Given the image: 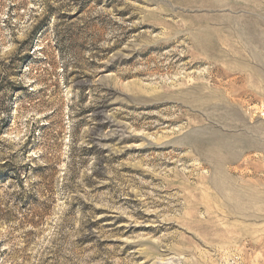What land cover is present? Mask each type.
Segmentation results:
<instances>
[{
	"label": "rangeland",
	"instance_id": "obj_1",
	"mask_svg": "<svg viewBox=\"0 0 264 264\" xmlns=\"http://www.w3.org/2000/svg\"><path fill=\"white\" fill-rule=\"evenodd\" d=\"M0 264H264V0H0Z\"/></svg>",
	"mask_w": 264,
	"mask_h": 264
},
{
	"label": "bare ground",
	"instance_id": "obj_2",
	"mask_svg": "<svg viewBox=\"0 0 264 264\" xmlns=\"http://www.w3.org/2000/svg\"><path fill=\"white\" fill-rule=\"evenodd\" d=\"M233 153V152H232ZM220 170V169H219ZM223 171V170H222ZM224 172V171H223ZM222 173V172H221ZM215 181V180H214ZM221 184V183H220ZM219 189V188H218ZM233 189V188H232Z\"/></svg>",
	"mask_w": 264,
	"mask_h": 264
}]
</instances>
